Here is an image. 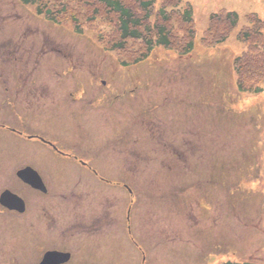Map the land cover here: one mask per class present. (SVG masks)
Here are the masks:
<instances>
[{
	"label": "rangeland",
	"instance_id": "374dc122",
	"mask_svg": "<svg viewBox=\"0 0 264 264\" xmlns=\"http://www.w3.org/2000/svg\"><path fill=\"white\" fill-rule=\"evenodd\" d=\"M46 1L55 13L63 6L73 14L77 1L90 10L83 14L105 15L93 0ZM183 1L193 9V50L157 47L126 66L98 42L96 31L113 34L99 16L82 20L78 34L68 21L50 23L19 0H0V75L7 73V33H27L23 51H33L32 62L24 54L13 71L41 79L9 103L0 80V189L7 164L11 185L37 205L35 193L16 184V170L52 169L54 159L78 156L107 175L108 258L124 254L122 263L140 264L143 251L145 264H264V87L239 91L233 71L246 48L238 32L250 27L246 15L264 19V0ZM220 9L236 11L237 26L223 43L202 44L208 16ZM135 43H128L129 59ZM4 246L7 229L0 227V255Z\"/></svg>",
	"mask_w": 264,
	"mask_h": 264
},
{
	"label": "flooded vegetation",
	"instance_id": "af4514ba",
	"mask_svg": "<svg viewBox=\"0 0 264 264\" xmlns=\"http://www.w3.org/2000/svg\"><path fill=\"white\" fill-rule=\"evenodd\" d=\"M17 35L21 38L19 43L13 40ZM27 36V33H7V77L0 75V80L7 83L8 103L22 100L21 97L29 91L28 85L38 89L40 84L39 76L27 77L21 70L13 71L21 69L19 59L24 54H27L26 60L32 62L33 51L29 47L23 51L27 42L24 37ZM34 63L38 64V61ZM64 157L63 160L54 159L52 169L43 167V171L38 170L46 187L45 193L31 188L15 172L16 184L29 187L35 193L38 203L32 206L17 191V186L11 185L13 173L7 172L6 164L0 193L7 190L16 194L23 201L24 211L0 206V227L7 229V253L0 255V264H40L45 253L52 251L62 253L63 259L59 263L47 264H124V254L108 258L106 252L108 210L101 197L107 193L106 187L102 186L107 175L103 173L102 166L98 164L96 168L91 160L85 161L78 156ZM115 178L117 183L122 179L120 175H115ZM49 206L53 208L52 212ZM127 256L131 261L134 254L128 253ZM140 261V264H145L147 256L141 253Z\"/></svg>",
	"mask_w": 264,
	"mask_h": 264
},
{
	"label": "trees",
	"instance_id": "16d2710c",
	"mask_svg": "<svg viewBox=\"0 0 264 264\" xmlns=\"http://www.w3.org/2000/svg\"><path fill=\"white\" fill-rule=\"evenodd\" d=\"M44 1L43 4L41 0H21L23 4L34 6L38 14L45 15L49 20L70 22L77 33L85 26L82 20L88 24L99 16L100 20L112 28L113 34L106 38L96 31L98 42L103 43L106 50L121 54L123 62L125 59L134 63L143 61L155 47L175 49L180 55H186L194 48L193 9L183 0H93L97 7H102L105 15L99 14L96 9L92 11L93 14H83L90 10L80 9L76 1L77 9L73 14L64 12L61 9L63 6H59L58 18L45 7L48 2ZM246 19L250 27L242 29L237 36L246 48L234 58L233 71L239 91L259 93L264 87V19L254 13L246 15ZM208 21L201 42L214 46L227 39L228 33L237 26L239 15L235 11L220 9L211 13ZM177 28L181 32L179 38L173 35ZM129 42L138 45L130 59L126 53ZM221 264L259 263L227 261Z\"/></svg>",
	"mask_w": 264,
	"mask_h": 264
},
{
	"label": "water",
	"instance_id": "95a60500",
	"mask_svg": "<svg viewBox=\"0 0 264 264\" xmlns=\"http://www.w3.org/2000/svg\"><path fill=\"white\" fill-rule=\"evenodd\" d=\"M18 176L21 177L24 181L31 183L36 188L41 187L39 177L37 176L36 172L33 171L31 168H25L23 170H20L18 172ZM7 194L10 195L9 193ZM6 196H7L6 193H3L1 195V199H0L1 203H4V199H6ZM57 255L58 253H54V252L47 253L44 257L42 264H47L48 261H57V260L59 261V259L57 258Z\"/></svg>",
	"mask_w": 264,
	"mask_h": 264
}]
</instances>
